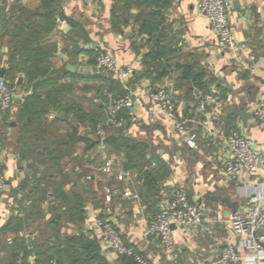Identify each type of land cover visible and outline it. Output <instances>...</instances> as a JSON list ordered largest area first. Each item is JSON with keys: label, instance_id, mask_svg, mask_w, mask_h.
<instances>
[{"label": "crops", "instance_id": "1", "mask_svg": "<svg viewBox=\"0 0 264 264\" xmlns=\"http://www.w3.org/2000/svg\"><path fill=\"white\" fill-rule=\"evenodd\" d=\"M54 1L57 7L52 20L56 21V25L51 26L45 18L42 0H0V5H6V11L14 21L8 30H4L0 24V71L2 68L6 69L3 77L8 78L10 82L14 80L9 62V47L15 33H22L24 38L28 39L30 47L41 48L38 58L42 62L41 68L37 69L40 72L32 85L24 86L27 82L26 74L19 72V80L14 84L18 95L13 111L9 115L0 114V160L7 179V190L3 200H0V264L6 250L10 247L14 249L15 239L25 235L27 239H34L40 235V225L43 223L45 226L50 219L49 203L53 202L52 196H49L44 203V219L32 216L26 230L15 232L6 229L12 217H22L24 209L32 202L25 197L30 187L19 189L28 171L26 161H20L16 150L17 130L19 131L21 126L17 122L16 114L18 115L22 103L33 94L35 83L38 80L50 79L46 87L39 85L37 89L41 93L49 87L52 89V86L59 90L60 94L56 91L49 98V121L56 116L72 119L77 112H94L101 114L105 119L106 106L118 92L109 80L115 77L98 73V68L89 61L91 56L104 48L110 49L119 63L137 66V73L128 84L138 94L140 101L137 113L141 123H129L127 135L150 140L156 147V154L171 167V173L161 183L157 192L146 189L137 176L128 181H120L117 173L124 170V153L113 152L106 146L103 147V144L96 150H87L86 142L78 141L74 148L75 155L80 159L73 161L66 158L65 172L77 182V190L85 189V197L88 199L86 219L80 225L65 223L61 233L73 237L84 234L90 239H96L100 245V254L108 264H126L127 258L103 248L100 233L93 227L96 217H110L127 244L134 247L149 264H172L160 240L147 235L146 229L152 218L168 202L174 187L184 186L190 198L204 210V227L175 226L174 236L180 255L175 264H220V249L232 240L230 218L234 212L222 197H231L233 201L238 202L237 209H240L246 205L244 196L263 184L264 171L260 173L258 180L245 179L238 183L230 181L224 171V158L227 156L225 136L232 129L240 130L257 141L259 146L264 147V123L255 115L258 102L264 98V0H238L241 12L235 10L232 0L230 24L236 40V48L233 49H223L218 45L207 16L196 6L197 0H173L168 10L173 44L167 57L169 62L198 64L208 69L210 74L216 77V81L210 82V87L226 99L221 112L214 106H209L202 112L198 108L196 91L193 93V99H188L185 90L177 87V78L173 85L171 75L158 82L156 86L163 85L173 90L178 115L190 120V125L184 133L173 129L171 121L160 106L146 93L145 89L151 86V80L145 77L144 68L139 62L150 46L140 47L139 53L132 47L131 35L137 26L133 24L122 27L121 31L112 29V7L115 0ZM62 14L80 23L82 29L79 31L66 20L65 24L62 23ZM74 41H77L80 48L77 55L71 52ZM19 58L20 55H17V62ZM69 64L75 65L76 70H69ZM31 65L32 62L21 68L26 71ZM141 71L143 74H139ZM7 73L9 77L6 76ZM20 76H23L22 80ZM220 77L224 78L227 84L221 82ZM122 85L126 88L125 83ZM40 98H44V95ZM72 100L77 102L74 104ZM101 104L104 105L102 110L99 108ZM240 109L249 114L246 122L241 118ZM234 110L238 112V117L235 127L230 128L226 119ZM61 126L64 130L68 129L66 125ZM90 131L91 128L83 125L79 127L80 135ZM190 132L197 134V144L195 143V149L192 150L187 148L186 141ZM90 136L92 137L91 134ZM150 137H154V140ZM101 147L104 148L103 154L99 152ZM89 156L95 161H100L101 157L104 160L113 158L114 172L106 173L105 177L96 173L94 180H88L89 176L82 175V171L91 168ZM155 165L153 162L152 167ZM109 183L114 186L116 196L111 202H107L106 198L103 200L106 188L111 187ZM72 185L74 182L67 184L66 189L71 190ZM127 189L140 196L126 197L124 191ZM16 255H13L14 258L22 264L23 255L19 251H16ZM32 255L36 259L35 253L30 254L28 259Z\"/></svg>", "mask_w": 264, "mask_h": 264}, {"label": "trees", "instance_id": "2", "mask_svg": "<svg viewBox=\"0 0 264 264\" xmlns=\"http://www.w3.org/2000/svg\"><path fill=\"white\" fill-rule=\"evenodd\" d=\"M42 1L45 6L47 22L49 21L51 26H55L56 21L52 20L57 7L55 1ZM172 4L173 0H115L112 7V29L121 31L122 27L136 25L137 28L131 35L132 47L139 53L140 47L150 46L149 51L143 54L141 62L145 77L151 80V86L156 87V84L162 79L177 73V87L184 89L186 97L192 100L194 91H209L210 82L216 81V77L210 74L208 69L198 64L169 62L167 57L173 44L170 37L168 10ZM61 18L72 23V26L79 31L82 29L81 24L74 22L70 17L62 14ZM13 22L6 11V5L2 3L0 5L2 28L8 30ZM25 25L26 21H24ZM29 35L31 36V34ZM25 36L27 37L28 33ZM27 40L22 33H15L10 43L11 47H9L11 56L9 62L12 72L17 68L22 69L21 66L32 62V65L25 71L28 81L24 86L32 85L40 72L37 69L42 65L41 59L38 58V51L41 48L30 47ZM101 50L90 57V63L95 65L96 56ZM71 52L75 55L80 52L77 41H74ZM17 55H20L19 62H17ZM98 73L112 76L111 73L104 71ZM6 76L9 77L8 73ZM6 79L8 80V78ZM49 80H38L34 85L33 94L22 103L18 111L17 122L21 126L17 133L16 150L20 161H26L28 171L26 179L19 189L30 187L25 197L31 199L32 202L27 209H24L25 213L22 217L20 215L12 217L6 225V229L21 232L26 230L32 216L44 219V203L49 196L53 198V202L49 203L51 217L45 226L43 223L40 225L42 228L37 238L27 239L25 235L15 239L13 255L16 257V251H19L23 255L24 264L27 263L28 256L34 253L36 255L35 264H49L52 259L57 260L58 264H108L100 254V245L96 239H90L84 234L73 237L61 233L65 223L73 222L80 225L85 221L88 201L85 197V189L77 190L79 188L77 182L65 172L67 165L65 159L79 161L80 157L75 155L74 148L78 141H85L87 150H96L98 146L104 144L107 149L113 152L124 153L123 169L136 172V178L142 181L144 187L154 192L159 190L161 183L170 175L171 167L160 155L156 154V147L150 140L137 139L127 135L126 129L129 123L122 127L105 124V133L100 135L97 132V127L105 119L101 114L94 112L89 114L77 112L72 119L56 116L52 121H49L47 114L50 102L48 105L44 100L45 105L44 103L41 107L37 105L41 100L40 96L44 95L37 89L41 85L46 87ZM109 80L118 91L116 96L127 92L120 80L115 78ZM14 84H16L15 81L10 82L11 86ZM99 108L102 110L104 105L101 104ZM228 115L226 124L228 127L234 128L238 112L234 110ZM182 118L187 119L186 117ZM61 125H66L68 129L64 130ZM80 125L91 128V131L88 134L80 135ZM189 125L190 123H188ZM194 141L197 144V134ZM187 144L192 150L193 146L188 142ZM88 161L91 168L84 169L82 175L90 176L91 178H87L90 181L95 179L96 173L105 177L106 172L102 170V167L106 164V160L101 157L100 161H95L92 156H89ZM153 162L156 163L155 167H152ZM73 182L71 190H67L66 185ZM109 185L114 189L112 184L109 183ZM115 197L114 195L113 199ZM105 198L106 196L103 197V200ZM122 257L127 258L126 264H137L132 257Z\"/></svg>", "mask_w": 264, "mask_h": 264}, {"label": "built area", "instance_id": "3", "mask_svg": "<svg viewBox=\"0 0 264 264\" xmlns=\"http://www.w3.org/2000/svg\"><path fill=\"white\" fill-rule=\"evenodd\" d=\"M93 1V0H92ZM196 6L204 13L209 21L212 32L217 37L218 45L223 49L236 48V40L230 24V11L232 0H197ZM62 23H66L65 20ZM142 65V62H139ZM95 66L99 71L111 73L116 79L126 84L127 92L110 100L106 106L105 121L97 127V132L103 135L104 125L122 127L128 123L140 124L137 113L139 97L136 91L129 86L130 79L137 73V66L121 64L110 49H102L96 56ZM178 74L171 75V84ZM147 95L156 102L167 118L171 121L173 129L179 133L187 131L190 120L178 115V107L174 92L167 86H148ZM18 91L5 77H0V114L7 115L13 111ZM198 108L205 112L209 106H214L219 112L226 104V99L212 86L209 91H196ZM256 117L264 123V98L255 109ZM195 134L190 132L186 141L195 146ZM227 156L224 158V171L227 178L235 183L245 179H259L264 171V147L251 137L244 135L238 129H232L225 136ZM105 147V145H102ZM106 173L114 172V159L107 158L102 167ZM137 174L129 170L117 173L120 181H128ZM88 178H91L90 176ZM7 190V179L4 165L0 160V199ZM115 189L106 188V201L111 202ZM126 197L138 198L137 193L127 189ZM246 205L231 214L230 232L232 240L225 244L219 252L220 264H264V177L263 184L244 196ZM173 225L184 228L204 227V210L194 202L184 186H176L170 193V199L162 209L152 218L147 226L146 234L155 236L167 253L172 264L179 260V252L174 236ZM93 227L98 230L102 238L103 248L109 249L119 256L132 257L137 264H149L148 261L132 246H129L110 217L98 216L93 221ZM240 249L245 251L244 254ZM32 255L26 264H35ZM24 264V263H22ZM49 264H58L52 259Z\"/></svg>", "mask_w": 264, "mask_h": 264}, {"label": "rangeland", "instance_id": "4", "mask_svg": "<svg viewBox=\"0 0 264 264\" xmlns=\"http://www.w3.org/2000/svg\"><path fill=\"white\" fill-rule=\"evenodd\" d=\"M59 6H60V4H59ZM58 12H59V10H58ZM20 71H22V72H24L25 74H26V72H25V70L24 69H20V68H17L16 70H14L13 72H12V77H13V81H15V83L19 80L18 78H19V72ZM22 77L23 76H20V78H21V80H22ZM25 80L26 81H28L27 80V76L25 77ZM52 89H50V87L49 88H47L43 93H44V95H45V97L44 98H42L39 102H38V106L39 107H41L42 106V104L44 103V105H45V101H46V103L49 105V102H50V97L49 96H51L50 94H53L54 92H56L57 91V93L58 94H60L59 93V90H56L55 88H54V86H52L51 87ZM50 89V90H49ZM70 91H72V90H70ZM52 92V93H51ZM49 95V96H48ZM48 97V98H47ZM62 98H64V97H62ZM45 100V101H44ZM44 101V102H43ZM73 101V103L75 104L77 101L76 100H72ZM15 118V117H14ZM16 119H18V116H17V114H16ZM17 133H18V130H17ZM154 137H150V139L151 140H154L153 139ZM163 142V141H162ZM195 143H196V141H195ZM195 146H193V148L192 149H195L194 148ZM187 148H189V145H187ZM1 264H19L18 262H17V259H15L14 258V256H13V249H11V247L10 248H8L7 250H6V252H5V254H4V256H3V259L1 260Z\"/></svg>", "mask_w": 264, "mask_h": 264}, {"label": "water", "instance_id": "5", "mask_svg": "<svg viewBox=\"0 0 264 264\" xmlns=\"http://www.w3.org/2000/svg\"><path fill=\"white\" fill-rule=\"evenodd\" d=\"M233 6H234L235 10H237L239 12L242 11V8H240L239 5H238V0H233ZM68 69L71 70V71H75L76 70V66L75 65H72V64H69L68 65ZM5 73H6V69L5 68H2L1 71H0V76L3 77L5 75ZM139 74H143V72L141 71ZM219 80L221 82L227 84V81L224 78L220 77ZM239 113L241 115V118H243V120L246 122L248 120V118H249V114L246 111L242 110V109L239 110ZM99 152L101 154H103L104 153V148L101 147L100 150H99ZM222 199L224 201H226L230 205V207H232V209L234 211L237 210V206H238V202L237 201H233L231 199V197H228V196L222 197ZM0 200H3V199L1 198ZM173 228H175V225H173Z\"/></svg>", "mask_w": 264, "mask_h": 264}]
</instances>
